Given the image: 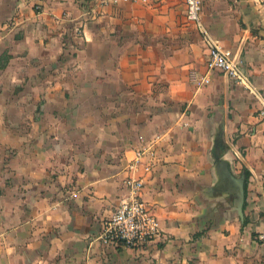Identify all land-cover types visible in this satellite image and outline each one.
Here are the masks:
<instances>
[{
  "label": "crops",
  "instance_id": "obj_1",
  "mask_svg": "<svg viewBox=\"0 0 264 264\" xmlns=\"http://www.w3.org/2000/svg\"><path fill=\"white\" fill-rule=\"evenodd\" d=\"M201 2L264 98V0ZM206 59L184 0H0V264H264L261 104L219 70L198 86ZM154 134L142 196L166 239L104 246ZM219 162L249 173L242 219Z\"/></svg>",
  "mask_w": 264,
  "mask_h": 264
},
{
  "label": "built area",
  "instance_id": "obj_2",
  "mask_svg": "<svg viewBox=\"0 0 264 264\" xmlns=\"http://www.w3.org/2000/svg\"><path fill=\"white\" fill-rule=\"evenodd\" d=\"M124 1L143 3L148 0ZM184 2L186 21L195 28L207 48L205 61L207 73L196 78L198 86L210 82L208 74L211 71L223 72L233 83L241 86L260 102L258 115L264 121V98L244 69L239 56L232 50L223 48L212 37L201 18V0H184ZM161 141L162 135L154 134L134 149L133 157L125 168L127 174L123 180V196L102 224L99 239L104 246L138 248L166 239L154 209L142 196L145 178L160 163L158 148Z\"/></svg>",
  "mask_w": 264,
  "mask_h": 264
},
{
  "label": "water",
  "instance_id": "obj_3",
  "mask_svg": "<svg viewBox=\"0 0 264 264\" xmlns=\"http://www.w3.org/2000/svg\"><path fill=\"white\" fill-rule=\"evenodd\" d=\"M219 150V149H218ZM219 154V151L217 152ZM218 173L221 178L224 180H229L234 185V190L237 194V212L240 216V218H243L242 214V208H243V202H244V174H242L239 178L234 179L230 176L226 169V164L224 162H219L217 165Z\"/></svg>",
  "mask_w": 264,
  "mask_h": 264
},
{
  "label": "trees",
  "instance_id": "obj_4",
  "mask_svg": "<svg viewBox=\"0 0 264 264\" xmlns=\"http://www.w3.org/2000/svg\"><path fill=\"white\" fill-rule=\"evenodd\" d=\"M0 65H1V61H0ZM244 174H245V178H244V191L246 192L249 173L247 171H244ZM244 223H245V221H244Z\"/></svg>",
  "mask_w": 264,
  "mask_h": 264
}]
</instances>
